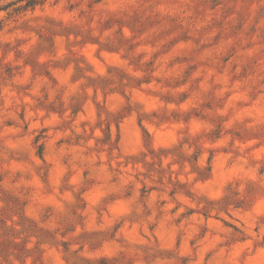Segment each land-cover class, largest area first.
Listing matches in <instances>:
<instances>
[{
    "label": "rangeland",
    "instance_id": "1",
    "mask_svg": "<svg viewBox=\"0 0 264 264\" xmlns=\"http://www.w3.org/2000/svg\"><path fill=\"white\" fill-rule=\"evenodd\" d=\"M25 5L0 0V264H264V0Z\"/></svg>",
    "mask_w": 264,
    "mask_h": 264
},
{
    "label": "clouds",
    "instance_id": "2",
    "mask_svg": "<svg viewBox=\"0 0 264 264\" xmlns=\"http://www.w3.org/2000/svg\"><path fill=\"white\" fill-rule=\"evenodd\" d=\"M92 139L94 141L97 140L96 137H92ZM151 149H152L151 143L148 140H145L144 145L139 149V151L147 153L151 151ZM91 151L96 152L97 157L99 156L100 153H104L108 162H111V161L119 162L122 159V156H121L122 146L117 144L114 140L109 141L107 144L102 143V142L94 143L91 146ZM223 195L229 200H236V199L243 198L245 193L241 189L233 186V189L231 192H225Z\"/></svg>",
    "mask_w": 264,
    "mask_h": 264
},
{
    "label": "trees",
    "instance_id": "3",
    "mask_svg": "<svg viewBox=\"0 0 264 264\" xmlns=\"http://www.w3.org/2000/svg\"><path fill=\"white\" fill-rule=\"evenodd\" d=\"M25 2H26L25 8H27V7L33 8V6H35V4L38 3V0H25Z\"/></svg>",
    "mask_w": 264,
    "mask_h": 264
}]
</instances>
